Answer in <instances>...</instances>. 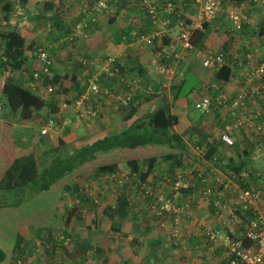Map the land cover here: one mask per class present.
<instances>
[{
    "label": "trees",
    "instance_id": "trees-1",
    "mask_svg": "<svg viewBox=\"0 0 264 264\" xmlns=\"http://www.w3.org/2000/svg\"><path fill=\"white\" fill-rule=\"evenodd\" d=\"M34 1L19 0V3L16 1L7 4L4 15L6 22L0 24V264H21L20 259L24 257L26 260L25 254L32 251L30 247L28 249V241H26L20 231L23 225L37 227V231L42 232L40 234V237L43 238L41 244H43L42 247L46 251V257H49H47L48 264H61L59 261L51 259L59 246H62L63 252H66V255L72 259L74 257L72 249L70 250L67 247V242L65 244L64 241H58L57 235L53 233L54 224L52 222L56 220L55 218L60 215V212L62 218L64 217V230L67 233V237L81 239L83 233H86V228L79 222L85 221L86 212H93L98 207H101L98 199L90 190L92 186L89 187V183H87L88 185L82 184L81 181L99 180L103 183L106 180H110L108 177L117 176L120 178L121 173L127 176L126 181L121 184V190L117 188L114 192L116 203H107L100 217H107L111 221L108 231L113 244L116 239H123L126 246L130 244L129 241L131 243L133 241L132 245L136 253L142 252V248H139L143 244L141 241L142 234L137 231V236H134L133 240L128 241V236L137 222H140V227L147 225L152 230L153 228L154 230H164L168 220L175 224L178 218L180 220L178 222L181 223L182 214L186 212L188 206L196 205L203 198L204 184L197 178L199 170H192L193 164L188 163L190 159L187 157L190 158L193 154L187 138L195 146H198L202 145L208 138L211 137L213 139L214 137L207 132V126L202 118L197 121L193 118L191 119L189 116L191 105L187 109L185 107L178 109L174 107L169 94L166 92L169 89L162 85L163 80H158L159 84H157L158 88H156L153 84L151 73L143 66L140 60H137L136 65H133V71H136V75L130 76L128 79L132 80L138 77L141 82L127 105H124L122 100L127 98L130 86L128 81H123L120 77L126 76L127 71L123 70L125 67L117 61L111 69L115 70L117 68L120 71V76L114 77L102 72L101 76L98 77L99 92L91 91V81L99 70L91 74L90 72L86 73L87 70L85 68H81V71L73 67L70 71L68 70L70 62L73 61L81 66L84 64L86 67L87 61L80 55L78 57L72 54L63 56L61 53L65 47L71 48V45H76L78 40V37H72V34L75 33V26L70 23L67 5L64 0H47L45 2L47 11L43 14L29 15V26H25L20 22L11 23L10 16L16 5L27 6ZM96 1H89L90 4H87V6L90 5L89 9L94 7ZM238 1L241 3L244 0ZM127 6L126 2L116 4L114 7L120 8L114 13L116 17L119 16L121 11L125 14L128 11ZM81 14L77 15L80 21L86 17L85 15L80 17ZM115 15L110 16V23L115 19ZM21 17L22 19L25 18V16ZM257 19L255 17V22ZM49 27L52 33L45 35L44 33L48 32ZM209 27L208 23L205 24V29ZM252 28L244 24L240 35H252L256 39L259 34L263 35L264 18H262L259 27H256L257 29L251 30ZM86 30L88 33L93 31V26L89 25ZM228 34L230 36L229 40L219 47V52L224 54L226 64L221 69L213 71L214 75L210 78L211 83L213 82L216 85L211 92L212 95L227 91V86L238 75L237 72L241 66L239 61L243 60L245 64L248 62V59L245 61L244 54H249L250 51L248 48L239 47V39L242 36H238L236 41L234 33L228 32ZM204 38H207V34L203 30L194 31V44H199L200 41L205 40ZM164 40L163 43L154 48L156 53L170 45V38L165 37ZM248 40L250 41V39ZM243 44L246 45L245 41ZM252 47L254 55L257 54L255 53L257 46L254 45V41ZM258 47L261 49L260 53L264 52V42L259 44ZM40 49L49 52L53 66L49 74L42 75L38 87L34 90L32 84L36 82H33V73L34 70H37L38 64L30 56L33 57V54ZM237 54H242V57L237 56ZM260 56L261 54L254 58L258 59ZM254 58L252 62H257ZM163 61L168 62L165 59ZM58 64H62L64 67L59 69L57 67ZM245 78L246 75H243L242 80H245ZM25 80H29V82L25 83ZM175 80L171 87L174 92L172 96L174 99L175 97L180 98L183 96L182 91L186 86V77L183 79L180 77ZM106 83L109 85L108 87H105L104 84ZM53 85L55 93L48 94L50 98H53V102L50 101L49 97H43L37 93V90L40 92L43 87L49 88ZM206 86L207 84L204 85V88ZM46 88L43 89L45 90ZM106 89L113 93L112 98L105 93ZM194 91L193 87L185 95L189 96ZM46 92H48L47 89ZM84 93L88 94L85 99L86 102L90 99L89 95L103 98L106 102H112L116 98L119 108L125 114L124 117L128 122L127 127L90 145L75 147L72 151H67V145L61 139L59 141L60 151L56 152L55 149L48 150V153L45 156L43 155V158L33 152L19 156L14 128L16 124L32 118L36 113H41L46 106H49V110L42 114V123L47 122L48 124L51 119H60L59 116L62 117L59 114L61 105L59 106L54 102L59 100L61 96L69 95L68 99L64 97L65 102L74 103ZM119 93L120 95H118ZM154 99L156 101L153 103ZM174 99L172 98V100ZM144 101H151L152 103L145 113L136 117L139 113L140 105ZM91 111L96 113L95 118L101 115L100 111L95 109H91ZM214 111L217 116L222 113L219 107ZM234 149L226 147L215 138L209 144V149L204 153V157L245 188L253 190L261 188L264 193V175H258L255 173L256 170L250 171L248 169L252 150L244 148L242 153L237 154L236 150L238 151V149ZM217 154H219V157L215 160L214 156ZM122 165L128 171L122 172ZM163 165H166L164 166L165 172L173 173L172 175H175L174 172H177V170L185 167L188 171H192L193 174L189 173L184 176L188 185L181 187L179 191L172 189L177 177L175 175L171 179L172 184L168 183L171 191H167L162 187V183L165 182L164 178L157 172V169ZM152 175H155V178L150 179ZM113 180L116 179L113 178ZM113 189H111V193ZM162 192L174 205L185 207L184 211L170 212L161 208L158 196L163 194ZM102 193L101 196H104ZM184 193H188L189 198H184L185 201L181 202L180 198ZM144 205L146 208L141 207ZM155 206L157 210L153 212L152 210ZM251 217H253L252 207L239 212L240 225L236 226L237 233L244 229ZM129 221L131 222L130 226ZM130 227L133 228L130 229ZM135 228L138 230L137 227ZM87 229L89 232L87 234L88 241H90L92 250L89 249L88 251L87 249L85 251L86 254L81 255L82 257L80 256L78 264H145L149 257L154 256L151 254L147 255L151 250L144 251L143 255L146 259L137 261L129 254L128 250L122 252L120 256L119 252L121 250L117 248L119 245L106 248L103 243H97L96 240L93 242L90 234L96 237L97 234L103 236L108 234V231H102L95 218L93 225L88 226ZM226 231L232 232L229 229H226ZM114 232L117 233V237L113 236ZM42 234L46 235L43 236ZM182 238L180 232V236L178 238L175 237L174 240L176 246L181 247ZM61 239L64 240L63 235ZM243 240L246 245L253 243L251 239L243 238ZM210 242L215 243L214 240ZM149 244L156 251L162 244V239H150ZM209 244L212 245V243ZM221 246L223 245L220 244V247L215 249L219 253H223L220 262L222 264H231L229 256L228 259L223 257L226 253L224 254L225 251ZM116 250H118L117 259L111 263V253ZM199 257L204 258V255L201 254ZM155 258L159 259V257ZM206 264L208 263L206 262Z\"/></svg>",
    "mask_w": 264,
    "mask_h": 264
},
{
    "label": "built area",
    "instance_id": "built-area-1",
    "mask_svg": "<svg viewBox=\"0 0 264 264\" xmlns=\"http://www.w3.org/2000/svg\"><path fill=\"white\" fill-rule=\"evenodd\" d=\"M8 1H18L19 3V0H0V24L6 22V18H4V7ZM120 2H126L130 7H138L142 11L144 10L151 23L157 27L154 29L155 31L151 33L135 32L132 44L142 49L156 47V43L158 42L163 43L166 37L165 33L173 30L177 32L175 39L183 48L193 51L195 49L193 43L194 31L198 29L203 30L205 24H211L216 21L220 13L224 11L222 10L221 0H97L93 10L98 13L110 11ZM188 7L196 9L197 18L193 19V22H190L191 18L187 15ZM18 9L21 10L19 7ZM90 10L88 6L82 9V11L85 12V16L90 13ZM256 13L264 18V0H244L239 4L236 12H229V18L233 28L240 32L243 30L244 24L251 27L250 25L255 22ZM95 19L96 18H94V21ZM87 28L88 25L83 21L78 23L76 28H74L75 33L72 34V37L85 34ZM253 41L256 46L263 44L264 33L263 35H259L257 39L254 38ZM249 42V40L246 41V45L244 46V48L246 47L250 51L249 54H244L245 61L248 59V62L245 64L243 60L239 61V65H241L239 67L241 68V75L242 77L246 75L245 80L241 81L240 88L228 89L218 95H205L195 103L196 109L204 110L205 113L208 114H214V110L218 107L222 110L224 117L223 129L216 139L229 148H238L239 144L242 146L239 134L242 130L255 134H264V52L254 55L251 51V42ZM242 54H237V56L242 57ZM260 54L261 56L258 58L260 60L254 58ZM156 56L161 62L158 73L163 79L164 87L170 90L177 74L175 72V67H173L171 65L172 62H170L172 55L169 53L168 49L164 47L160 52H157ZM30 58L38 64L37 70H34L33 73V82L35 81L36 83H33L32 86L35 90L38 87L42 75L50 73L53 61L49 57L48 52L41 49L33 54V57L30 56ZM253 58L256 59L257 62H252ZM163 59L168 62H163ZM116 61V57L111 56L105 63L101 64L99 71L94 75L95 77L91 81V91L95 93L99 92L100 85L98 84V77L101 76L102 72H106L114 77L120 76V71L117 68H115V70L111 69L113 65L116 64ZM225 64L226 59L224 54L219 51L210 53L205 56L203 60L204 67L213 71L221 69ZM120 77L123 81H128V85L130 86V92L127 94V98L122 100V103L127 105L134 91L139 87L141 79L135 77L129 80L127 76ZM53 91V87L50 86L48 92L51 93ZM105 91L109 97H113V93H110L107 89ZM256 101L257 104H259L258 108H256L257 105L255 106L254 104ZM89 114L93 118L96 117L95 112L90 111ZM55 126L56 121L51 119L42 129L41 134L47 135L49 129ZM214 139L215 138L212 139L210 137L196 148V152L199 156L209 149V144L212 143ZM217 157L218 156L215 155L214 159H217ZM211 167L212 169L210 172L199 170L197 173V178L205 184H210V182L213 183L212 171L214 172L215 169L213 166ZM189 173L193 174L192 171L180 170L177 173L176 181L172 185V189L179 191L181 187H186L188 182L185 181L184 176ZM163 178L165 182L162 183V187L170 190L168 183L172 180L167 175ZM218 181H220V179ZM225 187L228 188L229 186L226 184ZM234 187V200L230 205V203L226 202L227 195L225 192L215 193L210 185H205L204 196L210 199L216 214L221 215L225 213L227 215V219L224 223L221 222V227L216 229L207 228L205 230L206 235L211 237L215 243H221L226 248L231 264H264V216L258 208L259 203L264 198V193L261 188L253 190L241 185H234ZM158 201L160 202L161 208H164L166 211L180 212L185 209L183 206L174 205L170 199L166 198L165 193L158 196ZM248 207H252L253 217L248 220L244 229L239 233L235 231L231 233L227 232L226 229L234 227L236 223H240L239 212L246 210ZM156 210L157 207L155 206L152 211L155 212ZM176 220V225L181 224L178 218ZM222 226L229 227L224 228ZM173 235L178 238L180 236L179 230L174 229ZM243 238L251 239L253 243L246 245Z\"/></svg>",
    "mask_w": 264,
    "mask_h": 264
},
{
    "label": "crops",
    "instance_id": "crops-1",
    "mask_svg": "<svg viewBox=\"0 0 264 264\" xmlns=\"http://www.w3.org/2000/svg\"><path fill=\"white\" fill-rule=\"evenodd\" d=\"M38 1H40V3L39 2L35 3V1H34L30 4H28L27 6H24V5L21 6L19 4H18V6L16 5L15 9L13 10V12L11 13V16H10L11 23L16 24V23L20 22L25 26L26 25L29 26L30 25L29 15L43 14L44 12L47 11V8L45 6V2L47 0H45L44 2L42 0H38ZM52 1H54V0H52ZM74 1L80 2L83 0H74ZM10 2L12 3L15 1H8L6 3V5L9 4ZM41 2H43V3H41ZM86 3L90 4V2L88 0ZM86 3L83 4V5H85V7L87 6ZM6 5H5V7H6ZM70 6L67 5V8L69 10H70ZM5 7H4V13L6 10ZM18 7L21 10H19ZM81 9H83V7H81ZM118 9H120V8H116V11ZM187 12L189 13V14L187 13L188 17L191 18L190 22H193V19L197 18L196 9H194L193 7H188ZM224 12L225 11L221 12L218 20L220 18H221V20L227 19V16L229 14L222 15V14H225ZM128 13L129 14L133 13V10H128L127 14ZM104 14L108 15V12L106 11ZM21 16H25V18L22 19ZM130 19L135 20V22L132 23V26H135L136 28H134L130 25H124V26L121 25L120 26L117 24V20H115V19L110 24L109 23L111 20L110 17H109V22H107L105 25H102L103 26L102 29H101V27H99V24H96L93 27V29L96 27L99 28V30L95 31L96 34H98L96 37V39L98 41V45H100L99 47L102 50L109 47L110 51H112V52H115L118 47L123 46L124 48L119 52V55L116 56V59H117V62L122 64L123 67H125V69H123V70L127 71L126 76L129 78L130 76L136 75V73H135L136 71H133V65H136L137 60H140L143 63V66L149 70V73H151V75H152L151 78L153 80L155 75L153 74L151 66L155 65V61L152 63V60H154L155 58L156 59H158V58L156 57L155 54H154V56L152 54H150V53H152L150 50H149L150 53L149 52L146 53L145 52L146 49L144 50L143 53H141V51L139 49H142V48H140L137 45H133L131 43V41L133 40V35L138 30H140L143 33H151L153 31H155L154 29H156L157 27H155L151 23L150 19L148 18L147 14H146V12H144V10L142 11V16L138 17V15L135 14L132 17H130ZM209 25H210L209 28H207V29L203 28V31L206 34L209 33V37H207L206 39L204 38L205 40L200 41L199 44H194V46L195 45L196 46L201 45V47H202L205 45H210L212 40H215L217 43L213 42L216 45V47H214V48H217V47L222 46V44H224L225 41L229 40L230 36H229L228 32L238 33L237 30H235L233 27H231V29H228V31L225 29L224 31L226 32V35L222 36V34H221L222 31L219 29V26L217 24L211 23ZM254 28L255 27H253L251 30H253ZM135 29H137V30H135ZM170 31L172 33H169L167 35L168 37L172 38V39H170V42L172 43L173 41H177L175 39L176 35H174L176 33V31H173V30H170ZM218 31H219V33L221 32L220 36L218 35ZM214 32H217V33H216V35H214L213 38H211V35H213ZM238 36H242L241 39L239 40V43H240L239 47H242L244 49L245 45L243 44V42L244 41L246 42V41H248V39H250L251 51L254 52V50L252 48L254 38L252 37V35H246L245 36L244 34H241V35L234 34V38L236 39V41L238 40ZM161 43L162 42H158L156 44L159 45ZM128 47H131L132 49L137 48V50H139V53H134L133 51L128 52L127 51ZM151 48H153V47H150V49ZM165 48H167V47H165ZM182 48H183V46H182ZM260 50H261L260 47L257 46L255 53H260ZM212 52L213 51L208 52V55ZM192 53L195 54L196 49H194L192 51ZM200 53H202V52L200 51ZM101 54L103 55L102 51H101ZM111 55H114V53ZM107 56H110V55L107 54ZM175 56L178 58H181V60L183 59V57H181V55H179V54H176ZM199 56H200V54H199ZM103 63H105V60L101 61V63H99V65H97V69L95 70V72H97L100 69V66ZM192 65H194V61L191 59V61H189L187 64V67L189 66L188 69H190ZM187 67L185 70H187V72H188ZM194 68H195L194 71L198 70L196 66ZM86 70H88V69H86ZM83 73L85 74V72H83ZM86 73H87V71H86ZM185 77L186 76L184 75V78ZM204 78H205V76H204ZM27 82H29V80L26 81L25 83H27ZM208 82H210V84H207L205 89L207 92L208 91L212 92L213 88L216 85L213 82L211 83L210 79L208 80ZM235 83L238 84V75L234 77V79L227 86V88L230 87L231 85H234ZM204 84H206V83H204ZM104 85H105V87L109 86L107 83ZM0 86H1V81H0ZM52 87L54 89V85ZM237 88L239 89L238 86L235 89H237ZM230 89H232V88H230ZM0 93H1V87H0ZM37 93L43 97H49L50 101L53 102V98H50V96L46 95L45 92L41 93V92H39V90H37ZM48 94H49V92H48ZM87 95H88L87 93H84L74 103L65 102L66 100H64V97L68 99L69 95L61 96V98L59 100H56V101L54 100L55 104H57L59 106L61 105L59 108V112H60L59 114L62 117L59 116L60 119L54 118L56 121V126L50 128L47 135L41 134L42 129L47 124V122L42 123L41 120L43 121L42 114L49 110V108H48L49 106H46L45 109L41 113H36L35 116H33L32 118L23 120L19 124H16L15 125L16 127L14 126L15 132H16L15 138H16V147H17V151H18L19 156L27 155V154L33 152V153L37 154V156L43 158V155L45 156V154L48 153L47 152L48 150L51 151V149H53V150L55 149L56 152L60 151L61 148H60L59 141L61 139L67 145V147H66L67 151H70V150L72 151V149H74L75 147H79L82 145H90L99 139H102L108 135L116 133V131H122L123 129H125L127 127L128 122L126 121V118L124 117L125 114H124V112H122L123 110L121 111V108H119V105L117 104L118 100H116V98L112 102H110V101L106 102L103 98H98L95 95H89L90 99L86 102L85 99H86ZM118 95H120V93ZM194 97H196V95L193 94L192 98L194 99ZM98 99H100V100H98ZM190 101H191L190 98H188L187 96H182L181 98H179L177 100V103L180 104L179 107L182 108V107L188 106L187 104ZM151 103H152L151 101H148V102L144 101L140 105L139 113L136 115V117L141 116L143 113H145L149 109V106ZM254 104H255V106L257 105L256 108H258L259 104H257V101L254 102ZM91 109H95L97 111H100L101 115L98 118L94 119L89 114ZM255 109H253V110H255ZM209 114H211V113H209ZM216 116L217 115L214 114L213 119L210 120L208 117L207 118L208 120L205 121L206 122L205 124L207 126V132L209 134H211V136L214 138H216L219 135V133L221 132V130L223 129L222 128L223 127V118H224L223 113H221L219 118H216ZM51 118H53V117H51ZM215 119H218L217 123L218 122L220 123L219 128H215V125H214ZM187 140H188V144L190 145L191 151L193 154L191 156V157H193L192 159H198L199 162L202 163L200 165L205 164V162L202 161L197 155L196 148L198 146H195V144H193L191 141H189V138H187ZM243 145H244L243 148H245V143ZM251 145H252L251 143L247 142V146H251ZM252 149L253 148H251L250 150H252ZM233 150H235V149L233 148ZM241 151H243V150L241 149ZM191 157L190 158L187 157V158L191 159ZM164 166H166V165L160 166L157 169V172L160 174V176H161V174L163 175V173H166ZM121 171L123 172V171H128V170H127V168H125L122 165ZM120 175L123 177L127 176L126 174H123V173H121ZM244 175H246V174H244ZM112 178H117V177L113 176ZM152 178H155V175H152L150 177V179H152ZM108 179H110V178L108 177ZM104 180H106V179H104ZM108 181H110V180H106L103 183H101L99 180L97 181V183L92 181V183H93L92 185L97 187V189L101 193L103 192L102 194L106 195L107 200H109V202H111L112 199L116 200V197L114 196V192L116 191L117 188H119L121 190V187H119L117 184H115V185H112L110 188L106 189L105 188L106 186L111 185L108 183ZM119 181L121 182V184L124 183L123 179H120ZM230 186H232V185H230ZM112 188H114V189H113V192L111 193ZM166 190L169 191L168 189H166ZM194 193H195V189H194ZM228 194L231 196H228V199L226 202L230 203V205H231L233 202L232 198H234V195H233V193H231V191ZM193 196H195V195H193ZM184 198L185 199L189 198L188 193L182 194V197L180 198L181 202L185 201ZM141 207L143 208V207H145V205L141 206ZM258 208H259V211L261 212V214L264 216V198L259 203ZM226 216L227 215L225 213H222L221 215H217L214 207L211 204V202H209L206 198L203 197L196 205L191 206V207L188 206L186 212L184 214H182V221H181V224L179 226H176L175 224H173L172 222H170L168 220L167 221L168 224L166 227H164V230L163 229H155L154 230V228L152 230L147 225H145V227H143V225L140 227V222H137L135 224V227H137L138 230H136L135 227L134 228L130 227V229L133 228V230L130 233V235L128 236V241L133 240L132 238L134 236H137L136 235V234H138V233H136L137 231L140 234H142L141 241L143 243L142 244L143 246L141 245L139 247V248H142V252L139 251L136 253L135 249H133V245H132L133 241H132V243L129 241L130 244H127V246L126 245H120L117 248H118V250L119 249L121 250L120 256H121L122 252H125L126 250H128L129 254L132 255L133 258L136 259L137 261H140L141 259H146L145 256L143 255V252L151 250L147 253V255L151 254L154 256L150 257L151 261L149 259V261L145 264H150V263H155V262H156L155 264H157V263L158 264H191L190 263L191 261H193V264H195V260L197 261V264H206V262L208 264H222V262H220V261H221V255L223 253H219L218 250H215V249H217V247H220V244H215L213 242H210V241H213V239H211V237L209 238V236L205 234V230L207 228L216 229V228L221 227V222L224 223V221L227 219ZM155 220L157 221V219H155ZM158 220H161V219H158ZM130 221H132V220H130ZM130 221H129V226L131 225ZM237 224L238 223H236V225L234 227L228 228V229L231 230L232 232H234V231L238 232L237 227H236V226H238ZM222 227L227 228L229 226H227V227L222 226ZM174 229L179 230V232H181V234H182L183 240L181 241L182 242L181 247L176 246V244L174 243V240H175V237L173 235ZM146 231H147V233H145ZM159 238L162 239V244L159 246V248H158L159 250L157 249L156 251H154L155 248H152L150 246L149 240L150 239L151 240H159ZM208 242L212 243V245H210ZM221 247L225 251L224 254L226 253L225 255H223V257L225 259L226 258L228 259V253L226 251V248L224 246H221ZM118 250L112 252V254L114 256H116V254L118 255V253H117ZM201 254L204 255V258L199 257V255H201ZM189 256H193V259L191 257L188 259ZM155 257H159V259L157 260ZM42 260L43 261L40 262L41 264H46V263L48 264L47 259H42ZM31 262H33V260H31Z\"/></svg>",
    "mask_w": 264,
    "mask_h": 264
},
{
    "label": "rangeland",
    "instance_id": "rangeland-1",
    "mask_svg": "<svg viewBox=\"0 0 264 264\" xmlns=\"http://www.w3.org/2000/svg\"><path fill=\"white\" fill-rule=\"evenodd\" d=\"M42 1L44 2L45 0H42ZM88 1H91V0H88ZM38 2L40 3V1L35 0V3H38ZM43 2H41V3H43ZM86 2H87V0H83V1H80V2H76L74 0H64V3L66 5H69V6L71 5L70 6V10L67 8L68 9V17L70 18V23L73 26H75L74 28H76L78 23H81L83 21L86 25H90V26H93V27L96 24H99V27H101V29H102V27H103L102 25H105L107 22H109V17L111 15H115L114 13H116V8L115 7L111 11L108 12V15L104 14L106 11L98 13V12L94 11L93 8H91L90 13L86 14L85 19L80 21L77 18V15L79 13H82L80 15V17L84 16L85 12L82 11L81 7L84 8L85 5H83V4L86 3ZM221 3H222V10L225 11L224 12L225 14H222V15H227V14H229L230 11L236 12L240 2L238 0H221ZM86 5H87V3H86ZM121 6H122V4H121ZM127 8H128V10H133V13H130V14L128 13L127 14V12H126L125 14H123L122 11H121L119 13L118 17H116V15H115V17L113 16L115 18V20H117V24L120 25V26L121 25L122 26H124V25L132 26V23L135 22V20H131L130 17H132L135 14L138 15V17L142 16V10L139 9L138 7H130V6L128 7L127 6ZM123 15H124V17H123ZM256 15H257L256 18H258L257 21L253 22V24L250 25L251 27H255V29H257L256 27H259V25L262 22V17H260V15L257 14V13H256ZM94 16H96V17H94ZM93 17L96 18L97 20L95 19V21H94ZM213 23H215V24H217L219 26V29L222 31V33L221 32L220 33L222 34V36H224V35H226V32L224 30L225 29L226 30L227 29H231V23L232 22H231V20L229 18V15H228L227 19H223V20H221V19L218 20L217 19ZM257 23H259V24H257ZM132 27L136 28L135 26H132ZM97 30H99L98 27L94 28L93 31H91L89 33L86 30L85 34L77 35L76 37H78V40L76 41V45H71L72 46L71 48H69V47L66 48L65 47V49L61 52L63 56L72 54V55L78 57L80 55L81 57L85 58V60L87 61L86 67L84 66V64L81 66L80 64L75 63V62L72 61V62H70L71 64L69 65V69L68 70L71 71L73 69V67H76V68H78V69H80L82 71V69L85 68V69H88L87 73L90 72L91 74H94L95 72H93V71H95L97 69V65H99V63H101V61L106 60V59H108L111 56L115 55V57H116V56L119 55V52L124 48L123 46L118 47L115 52L110 51L109 47L105 48L104 50L100 49V47H99L100 45H98V41L96 39L98 34H96L95 31H97ZM135 30H137V29H135ZM138 31L141 32L140 30H138ZM51 33H52V31L50 30V27H49L48 32L46 31L44 34L45 35H49ZM141 33H143V32H141ZM169 33H172V32L169 31V32L165 33L166 37H168L167 35ZM216 33L217 32H214V34L211 35V38H213L214 35H216ZM220 33L218 31V35L219 36L221 35ZM234 34H237V35L239 34L240 35V32L234 33ZM174 35H177V32ZM207 37H209V33L207 34ZM168 38H170V37H168ZM170 39H172V38H170ZM69 40H71V38H69ZM213 42L217 43L215 40H212L210 45H205V46H202V47H201V45H197V46L195 45V49H196V53L195 54L192 53L191 50H186V49L184 50L182 48V46L179 44L178 41H173L172 43L170 42V45L167 46V49H168L169 53L172 55V59H170V60H172V61H170V62H172L171 65L173 67H175V72L177 73L176 77H178V78H176V79H179L180 77L183 79L184 75L186 76V82H185L186 86L184 87V89L182 91V95L183 96H187L185 94H187L189 92V90L194 87V90H195L194 93L192 92L191 95L187 96L188 98H190L191 101L189 102L190 104L189 103L187 104L188 106H186L185 109H187L189 107V105H191L190 108H189V111H190L189 112V116L191 117V119L193 118L196 121L198 119L202 118L203 121L205 122L206 120H208L207 119L208 117H209L210 120L214 118V114L213 113L208 114V113H205L204 110H199V109L195 108L196 101H198L201 97H203L205 95H212L211 92H209V91L207 92L206 91V89L204 88V85H205L204 83L210 84V82H208V80L210 79V77H213L214 72H213V70L207 69V68L204 67L203 60H204L205 56L208 55V52H210V51H213V52L219 51V47L214 48V47H216V45ZM131 43H132V41H131ZM154 48L155 47H153L151 49L147 48L145 52L146 53L147 52L150 53V51H151L152 53H150V54H152L153 56H154V54L157 55V53H156ZM139 50L141 51V53H143L145 49H139ZM139 50H137V48L136 49L135 48L132 49L131 47L127 48L128 52L133 51L134 53H139ZM101 51H102L103 55L101 54ZM200 51L202 53H200ZM113 53H114V55H111ZM107 54L110 55V56H107ZM176 54L181 55V57H183V59L181 60V58H176L175 57ZM198 54H200V56H198ZM191 59L194 61V65H192L191 68L188 69L189 66L187 67V64H188L189 61H191ZM154 61H155V65L151 66L153 74L155 75V77L153 79V81H154L153 84L156 86V88H158V85H157L159 83L158 80L159 79L163 80L161 78V76L159 75V73H158L159 66H160L161 63H160V60H158L156 58L154 60H152V63ZM195 66L198 69L197 71H194V69H195L194 67ZM57 67L59 69H62V67H64V65L58 64ZM186 67L188 69V72H187V70H185ZM240 70H241V68H239L238 72H237L238 73V84L235 83L234 85H231L230 87H228V89H230V88L235 89L237 86L240 88L241 81H242V75H241ZM204 76H205V78H204ZM162 85H163V83H162ZM43 88H46V87H43ZM43 88L40 89L41 93L45 92L46 89L48 91V88H46L45 90ZM166 92L169 94V97H170L171 101L173 102L174 107L176 109L180 108L179 107L180 104L177 103V100L179 98L175 97V99H174V97H172L173 93H174L173 90L170 89V90H167ZM51 93L54 94L55 91L51 92ZM193 94L196 95V97H194V99L192 98ZM46 95H48V92H46ZM172 98L174 100H172ZM154 101H156V100L154 99L153 103H154ZM216 118H219V116H216ZM217 120L218 119H215V123H214L215 128H219L220 127V123L219 122L217 123ZM15 134H16V132H15ZM239 134H240L242 146L239 144V147L237 148L239 152L236 150V153L240 154V153L243 152V151H241V149L243 148V146H244L243 144L244 143H245V148H248V149L249 148L250 149L253 148L252 151H251L252 155L249 158V168L248 169L250 171L256 170L255 173L258 174V175H264V134H255V133H252V132H249V131H245V130H242ZM247 142L251 143L252 145L251 146H247ZM198 157H199V155H198ZM188 163L189 164H193L191 169H193V168H197V169H201V170L205 169V168H202V165H200L202 163H200L198 159H190L188 161ZM180 170L181 169H179L177 171H180ZM182 170L183 171H188V169L186 167L182 168ZM220 171H221V173L219 174V176L224 178L227 174L224 171H222V170H220ZM174 173H175V175H177V172H174ZM168 174L172 178L175 176V175H172L173 173H168ZM124 177L126 178V176H124ZM109 178H110V181H108V183L111 184V185H109V186L105 185L106 189L110 188L112 185H115V184H117L118 186L121 187V182L119 181L118 177L115 178L116 180H113L112 177H109ZM229 178L232 181H235L233 178H231V177H229ZM94 182L97 183V181H94ZM81 183L82 184H86V185H88L87 183H89V187L92 186V188L90 190H92V193L94 194L96 199H98V202L100 203L101 207H98L93 212H86L85 221L79 222L82 226H84L86 228V233H83V237H82L83 239L82 238L81 239H75L74 237H70V238L67 237V233L64 230L65 229L64 217L62 218V215L59 212L60 215L57 218H55L56 220L54 222H52V224H54L53 225V233H55L57 235L56 237H57L58 241H60V242L64 241L65 244L68 243L67 247L70 250L72 249V251L74 253V255H73L74 257H72V259H71L70 256L66 255V252H63L64 251V250H62L63 247L59 246L58 249L56 250L57 252H55L53 254L51 259H53L55 261H59L61 264H78L80 256L81 255L83 256L84 254H86L85 251L87 249H88V251H89V249L92 250V248H90V241H88L87 234L89 232H88L87 227L93 225L94 218L99 223V227L102 229V231H108L110 229V226H111V221L107 217H104V218L100 217V214L103 213L104 207L106 206L107 203L114 204V203H116V200L112 199V201L109 202V200H107V198H106V195L101 196L100 191L97 189V187L92 185L93 183H92L91 180L90 181L83 180V181H81ZM48 219H49V217H48ZM237 225H240V223H238ZM19 228H17V229H19ZM37 230H38L37 227H31L29 225L28 226L27 225H23L20 228V231L23 233L24 237L26 238V241H28L27 242L29 244L28 245V249H29V247L32 249V251H30L29 253L25 254L26 260H25L24 257L20 259L21 260V264H41L40 262L42 261V259H47V257H48V256L46 257V251L42 247L43 244H41V242L43 241V238L40 237V234L42 232L41 231H37ZM42 235L45 236L46 234H42ZM62 235L64 236V240L61 239ZM65 235H66V237H65ZM90 235H91V239H92L93 242H95V240H96L97 243H103L104 247H106V248H108L109 246H116V245L120 246V245H125L126 244L123 239L122 240L116 239V241L113 244L111 236H109V231H108V234H105L106 236H103L101 234H97V237L95 235H93V234H90ZM113 236L117 237V233L114 232ZM59 239H61V240H59ZM92 247H93V245H92ZM120 253L121 252H119V255H120ZM190 257L193 259V256H189L188 259ZM116 259H117V254H116V256H114L111 253L110 262L113 263V261H115ZM149 259H150V257H149ZM149 259L147 260V262L149 261ZM31 260H33V262H31ZM150 261H151V259H150ZM190 263L193 264V261H191ZM195 264H197L196 260H195Z\"/></svg>",
    "mask_w": 264,
    "mask_h": 264
},
{
    "label": "clouds",
    "instance_id": "clouds-1",
    "mask_svg": "<svg viewBox=\"0 0 264 264\" xmlns=\"http://www.w3.org/2000/svg\"><path fill=\"white\" fill-rule=\"evenodd\" d=\"M216 52H218V51H216ZM198 146H200V145H198ZM243 150V149H242ZM205 153V152H204ZM204 153L202 154V155H200L199 156V158L202 160V161H204L205 162V164H203L202 165V168H205L204 170L202 169V171H211V169H212V167L211 166H213L214 167V169H215V171L213 172L212 171V177H213V183H211L210 182V184H205V183H203L202 181V183L204 184V187H205V185H210L213 189H214V191H215V193H221V192H225L226 193V195H227V197H226V200L228 199V196H231V195H229L228 193L231 191V193H233V189L235 188L234 187V185H241L239 182H237V181H232L227 175L224 177V178H222V177H220L219 176V174L221 173V171H220V168L219 167H217V166H215L214 165V163L213 162H210V161H208V160H206L205 159V157H204ZM197 155H199L198 153H197ZM219 154H217V156H218ZM219 157V156H218ZM216 160V159H215ZM211 163H212V165H211ZM194 169H197V168H193L192 170H194ZM182 170V169H181ZM197 170H201V169H197ZM179 171H177V173H178ZM169 176L170 177V175L168 174V173H164L163 175H162V177H164V176ZM115 177H117V176H115ZM120 179H123L124 180V182L126 181V178L125 177H123V176H120V178H119V180ZM170 179H172V177H170ZM220 179V181H218ZM231 182V183H230ZM171 183V182H170ZM234 183V184H233ZM172 184V183H171ZM228 185L229 187L228 188H226L225 187V185ZM230 185H232V186H230ZM242 186V185H241ZM169 190V189H168ZM219 192H218V191ZM169 191H171V190H169ZM203 197L205 198V196H204V194H203ZM207 199V198H206ZM209 202H211L210 201V199H207ZM232 200H234V198H232ZM212 204V203H211ZM212 206H213V204H212ZM214 207V206H213ZM216 244H221V243H216ZM222 245V244H221Z\"/></svg>",
    "mask_w": 264,
    "mask_h": 264
}]
</instances>
